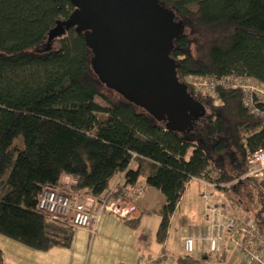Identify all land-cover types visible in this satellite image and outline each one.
<instances>
[{"label":"trees","instance_id":"obj_1","mask_svg":"<svg viewBox=\"0 0 264 264\" xmlns=\"http://www.w3.org/2000/svg\"><path fill=\"white\" fill-rule=\"evenodd\" d=\"M158 1L196 37V56L185 28L170 53L181 83L191 75L264 83V0ZM75 9L70 0H0V235L39 252L70 248L74 227L38 207L45 190L98 202L110 194L129 197L143 185L161 194L163 244L193 179L215 171L227 184L244 174L247 155L264 149V120L250 112L240 90L219 89L216 107L189 89L206 115L189 133L167 129L100 80L84 33L71 28L45 49L49 32ZM104 88L121 99L111 101ZM118 176L123 182L112 191ZM248 180L260 190L252 220L264 233V185ZM139 220L126 223L136 228ZM178 262L193 264L189 257ZM0 264H7L1 248Z\"/></svg>","mask_w":264,"mask_h":264},{"label":"water","instance_id":"obj_2","mask_svg":"<svg viewBox=\"0 0 264 264\" xmlns=\"http://www.w3.org/2000/svg\"><path fill=\"white\" fill-rule=\"evenodd\" d=\"M76 8L48 35L51 42L71 28L84 33L91 66L106 86L166 128L191 132L206 115L170 57L184 22L158 0H70Z\"/></svg>","mask_w":264,"mask_h":264},{"label":"built area","instance_id":"obj_3","mask_svg":"<svg viewBox=\"0 0 264 264\" xmlns=\"http://www.w3.org/2000/svg\"><path fill=\"white\" fill-rule=\"evenodd\" d=\"M184 84L202 99H209L213 106H220L218 90H240L244 102L250 112L264 120V83L250 78L225 77L204 78L191 75L184 79ZM246 168L242 176L232 183L244 179H252L264 185V149H258L246 157ZM208 176L196 178L202 185L200 197L204 206V224L199 230L182 240L183 253L189 257L198 249L204 254L219 256L227 251L232 257H239L243 264H264V233L253 220H241L230 212L225 204L215 201L217 187L220 184L215 171ZM230 183V185L232 184ZM119 183L112 188H118ZM117 187V188H116ZM145 186L138 185L129 197H112L98 202L82 193L64 194L58 190H45L39 200L38 207L51 218L69 222L75 230L86 229L95 233V224L106 213L120 219H128L137 211L136 202L143 197ZM227 247V248H226ZM171 254L158 256H142L135 264H171Z\"/></svg>","mask_w":264,"mask_h":264},{"label":"crops","instance_id":"obj_4","mask_svg":"<svg viewBox=\"0 0 264 264\" xmlns=\"http://www.w3.org/2000/svg\"><path fill=\"white\" fill-rule=\"evenodd\" d=\"M117 178L112 188L117 183L123 182L122 176ZM63 181L67 185L74 182L71 178H64ZM193 182L198 184V197L202 202L200 197L202 185L192 180L171 219L168 237L163 244L157 240L161 217L156 213L162 205V197L158 190L145 187L143 197L136 202V213L128 219H120L109 213L103 214L95 224L94 234L86 229L75 231L70 248L56 247L47 252H39L17 242L9 244L8 253L2 248L5 262L7 264H135L142 256H158L162 253L171 254L176 261L184 259L183 238L196 233L204 224V210L187 213L181 209V201ZM138 218L140 220L136 228L127 225L128 220ZM224 253L219 256L207 255L198 247L189 258L193 264L211 262L243 264L239 257H232L227 249Z\"/></svg>","mask_w":264,"mask_h":264},{"label":"rangeland","instance_id":"obj_5","mask_svg":"<svg viewBox=\"0 0 264 264\" xmlns=\"http://www.w3.org/2000/svg\"><path fill=\"white\" fill-rule=\"evenodd\" d=\"M185 33L189 36L191 41L190 52L193 56H196L197 55L196 37L193 32V29L190 26L185 25ZM103 92L113 102L119 101L121 99L120 95L111 92L105 88L103 89ZM97 102L101 106H106V103L100 98L97 99ZM227 167L229 170L231 169L230 165ZM238 178H235L234 180L229 179V181L233 180L234 182ZM116 179L118 178H115L112 181L111 186L114 184ZM230 183H227L228 185L226 187L229 188L227 192L218 191V190L216 191L215 201L225 204L226 207L229 209V211L233 212L238 217V219L241 220L254 219L255 215L261 208V203L259 200L260 197L259 187L256 186L254 182L249 181L247 179L238 181L237 183H232L231 185ZM197 186H198L197 183L195 182L191 183L188 191L186 192V194L184 195L181 201V209L185 210L187 213H194L196 211H200L201 209L204 210V206L198 197ZM233 186L234 188L232 189L231 187ZM9 244H16V243L12 239L0 235V248L1 249L3 248L4 251H6V253H8ZM182 255H184V257L187 258V256L184 253ZM171 264H179V262L178 260L176 261L175 259L174 261H172ZM196 264H202V263H196ZM209 264H222V262H218V263L211 262ZM225 264H229V263H225Z\"/></svg>","mask_w":264,"mask_h":264}]
</instances>
